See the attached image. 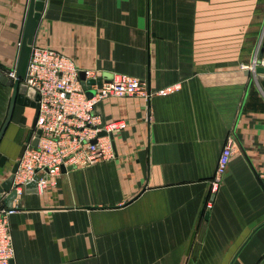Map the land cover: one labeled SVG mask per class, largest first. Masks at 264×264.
<instances>
[{
  "label": "crops",
  "instance_id": "1",
  "mask_svg": "<svg viewBox=\"0 0 264 264\" xmlns=\"http://www.w3.org/2000/svg\"><path fill=\"white\" fill-rule=\"evenodd\" d=\"M259 1L45 0L34 46L103 80H145L152 95L96 106L105 122L128 124L114 160L64 171L43 194L25 189L10 218L14 264H264V76L242 69ZM29 4L0 0L2 73L17 66ZM12 91L0 83V131ZM34 115L26 110L28 126ZM28 131L9 125L0 183Z\"/></svg>",
  "mask_w": 264,
  "mask_h": 264
},
{
  "label": "built area",
  "instance_id": "2",
  "mask_svg": "<svg viewBox=\"0 0 264 264\" xmlns=\"http://www.w3.org/2000/svg\"><path fill=\"white\" fill-rule=\"evenodd\" d=\"M259 68L264 70V56L257 50L250 64L243 65L242 69L258 80ZM82 72L85 73V82L80 77ZM3 73L13 81L17 79L16 67ZM97 79H101V84L91 86L94 94L89 97L83 83ZM22 82L39 97V115L31 142L37 131H41V136L37 146H32L31 142L27 144L19 159L11 185V192L16 193L13 206L5 204L8 194H3L0 199V264H11L15 260L10 218L17 212L16 203L27 187L35 184V189L43 194L57 185L64 171L86 169L116 158L114 137L126 130L128 124L125 121L105 122L95 112L96 106L111 97L141 96L148 99L152 95L145 80L124 74L103 80L94 71H81L66 55L34 45ZM179 89L180 86L175 85L157 94L166 97ZM101 133L105 135L100 136ZM232 157L233 141L229 140L211 183L213 193L219 190Z\"/></svg>",
  "mask_w": 264,
  "mask_h": 264
},
{
  "label": "water",
  "instance_id": "3",
  "mask_svg": "<svg viewBox=\"0 0 264 264\" xmlns=\"http://www.w3.org/2000/svg\"><path fill=\"white\" fill-rule=\"evenodd\" d=\"M45 8V0H30L27 19L25 23V29L23 33V39L21 42L19 57L16 66V77L15 81L8 79L2 72H0V83L2 85L11 87L12 98L9 108L8 117L0 131V143L11 123L19 126L20 128L26 129L28 128V137L26 139V143L21 147L20 153L18 155V161L13 165L11 169L10 176L0 183V199L3 194H8L5 198V204L8 207L13 206V201L16 198V193L11 192V185L13 182L14 174L16 173L19 166V159L22 158L27 144L31 142L35 128L36 122L39 115V97L36 92L25 85L22 81L26 78L27 68L30 60V55L32 51V47L34 45V39L37 33V29L42 18V14ZM257 73L260 74L259 80L264 76V70L259 68ZM250 75L251 73L248 72ZM81 80L85 82V73L82 72ZM84 88L87 90V95L91 97L93 92L91 90V86L95 84H101V79L91 80L87 83H83ZM27 109H32L35 111V115L33 117L31 125L28 126L27 121L28 118L25 117V113ZM105 133H101L100 136H104ZM41 136V131H37L35 134V139L31 142L32 146H37L38 139ZM95 142V141H94ZM8 162V157L0 152V170L4 169ZM0 173V177H1ZM29 187H35V184L30 185ZM11 264H14L12 261Z\"/></svg>",
  "mask_w": 264,
  "mask_h": 264
},
{
  "label": "rangeland",
  "instance_id": "4",
  "mask_svg": "<svg viewBox=\"0 0 264 264\" xmlns=\"http://www.w3.org/2000/svg\"><path fill=\"white\" fill-rule=\"evenodd\" d=\"M263 43H264V0H260L259 7H256V9H254L253 24L250 25V28L248 29L247 40L245 43V51L248 50L252 51L253 48H255L252 53V58H253L257 50H260L261 52Z\"/></svg>",
  "mask_w": 264,
  "mask_h": 264
}]
</instances>
